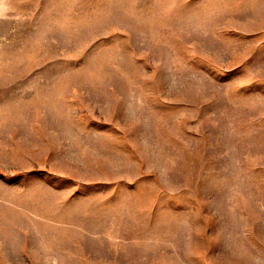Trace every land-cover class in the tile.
I'll return each mask as SVG.
<instances>
[{"label": "rangeland", "instance_id": "rangeland-1", "mask_svg": "<svg viewBox=\"0 0 264 264\" xmlns=\"http://www.w3.org/2000/svg\"><path fill=\"white\" fill-rule=\"evenodd\" d=\"M0 264H264V0H0Z\"/></svg>", "mask_w": 264, "mask_h": 264}]
</instances>
